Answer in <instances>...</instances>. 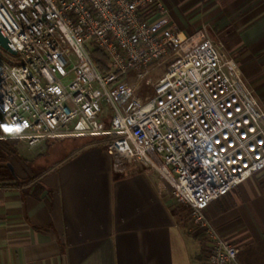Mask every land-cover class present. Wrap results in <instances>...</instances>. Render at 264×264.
<instances>
[{"label": "built area", "instance_id": "2783aa9c", "mask_svg": "<svg viewBox=\"0 0 264 264\" xmlns=\"http://www.w3.org/2000/svg\"><path fill=\"white\" fill-rule=\"evenodd\" d=\"M0 28L17 51L0 50V139H97L115 173L154 171L190 209L202 264H242L207 210L264 170V108L205 29L173 27L163 0H0Z\"/></svg>", "mask_w": 264, "mask_h": 264}, {"label": "crops", "instance_id": "0c3cea01", "mask_svg": "<svg viewBox=\"0 0 264 264\" xmlns=\"http://www.w3.org/2000/svg\"><path fill=\"white\" fill-rule=\"evenodd\" d=\"M163 1L173 27L210 26L264 108V0ZM96 142L78 137L32 147L39 153L32 169L45 172L28 184L18 175L0 181V264H202L204 231L159 191L157 173L140 165L115 173ZM207 214L241 249L264 240V170ZM194 242L202 248L193 254Z\"/></svg>", "mask_w": 264, "mask_h": 264}, {"label": "trees", "instance_id": "16d2710c", "mask_svg": "<svg viewBox=\"0 0 264 264\" xmlns=\"http://www.w3.org/2000/svg\"><path fill=\"white\" fill-rule=\"evenodd\" d=\"M92 57L101 72L105 73L108 71L110 60L103 50H93ZM1 134L2 132L0 130V136ZM16 143V140L0 139V181L12 180L17 177V175L12 172L9 161L13 155L18 156ZM32 181L33 178H30L22 181V183L28 184ZM239 260L242 264H264V240L245 249H241Z\"/></svg>", "mask_w": 264, "mask_h": 264}, {"label": "rangeland", "instance_id": "374dc122", "mask_svg": "<svg viewBox=\"0 0 264 264\" xmlns=\"http://www.w3.org/2000/svg\"><path fill=\"white\" fill-rule=\"evenodd\" d=\"M201 28L205 29L207 35L214 42H216L214 40L213 35L210 34V30H209L210 26L209 25H207L206 23H203L201 25H198V27L196 29H201ZM196 29H194V30H196ZM219 44L220 43H217V45H219ZM219 46L221 47V45H219ZM0 50L3 51V52H8V51L4 50L1 47H0ZM16 141H17L16 146H17V149H18V156L13 155L11 157V159H9L10 164L14 168L15 174L18 175V176H22V179H21L22 181L28 180L30 178H33V180L37 179L38 176H40L41 174H43L45 172L44 169H43V171H41V173L37 174L36 171L32 169V164L35 163L34 161L39 160V158H38L39 153L34 152L35 148H29L25 143L20 142L18 140H16ZM58 141H61V140H58ZM47 146L48 145H46V147ZM45 170H46V168H45ZM176 206H177L176 207L177 209H181L180 210L181 214H183V216L185 218L186 217L188 218L187 223L190 226H192L193 228H196L195 227L196 224L194 223V221H193V219L191 217V214L188 211L189 210L188 207L185 206V205H179V204H177ZM201 238H203L204 246L206 247V243H207L206 242V240H207L206 233H202V237ZM236 243L238 244L237 241H236ZM190 248H191V252L194 254V253H198L201 250L202 247H201V244L199 242H197V243L194 242L193 244L190 245ZM205 254H206V250H205ZM204 258H205V256H204Z\"/></svg>", "mask_w": 264, "mask_h": 264}, {"label": "water", "instance_id": "95a60500", "mask_svg": "<svg viewBox=\"0 0 264 264\" xmlns=\"http://www.w3.org/2000/svg\"><path fill=\"white\" fill-rule=\"evenodd\" d=\"M0 47L3 48L4 50L8 51L9 53L13 54V55L17 54L16 49L11 44V42L9 41V39L7 38V36L2 31L1 28H0ZM10 167H11L12 172L15 173L14 168L11 164H10Z\"/></svg>", "mask_w": 264, "mask_h": 264}, {"label": "snow or ice", "instance_id": "6c2138e0", "mask_svg": "<svg viewBox=\"0 0 264 264\" xmlns=\"http://www.w3.org/2000/svg\"><path fill=\"white\" fill-rule=\"evenodd\" d=\"M4 131L5 132H8V133H11V132H13V129L12 128H9V127H5L4 128ZM16 131H18V129Z\"/></svg>", "mask_w": 264, "mask_h": 264}]
</instances>
